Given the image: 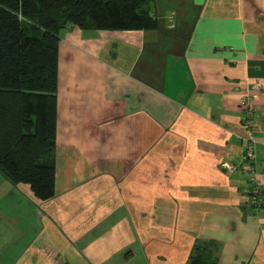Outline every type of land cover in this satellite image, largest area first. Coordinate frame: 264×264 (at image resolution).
Segmentation results:
<instances>
[{"label": "crops", "instance_id": "crops-1", "mask_svg": "<svg viewBox=\"0 0 264 264\" xmlns=\"http://www.w3.org/2000/svg\"><path fill=\"white\" fill-rule=\"evenodd\" d=\"M157 28L61 32L56 196L0 186V264H264L241 171L256 93L264 187V0H154ZM138 252H140L138 254Z\"/></svg>", "mask_w": 264, "mask_h": 264}, {"label": "trees", "instance_id": "trees-1", "mask_svg": "<svg viewBox=\"0 0 264 264\" xmlns=\"http://www.w3.org/2000/svg\"><path fill=\"white\" fill-rule=\"evenodd\" d=\"M154 0H0V174L41 201L56 196L61 32L148 31ZM188 264H218L200 246Z\"/></svg>", "mask_w": 264, "mask_h": 264}, {"label": "built area", "instance_id": "built-area-1", "mask_svg": "<svg viewBox=\"0 0 264 264\" xmlns=\"http://www.w3.org/2000/svg\"><path fill=\"white\" fill-rule=\"evenodd\" d=\"M261 90V82H254L241 101V118L244 127L249 133L248 137L240 138L243 141L242 163L238 166L229 162H224L221 164V168L226 171L238 170L247 176L250 182L249 197L251 206L254 212L257 214L264 210V187L259 180L257 172V129L255 125L254 106L256 93L260 92Z\"/></svg>", "mask_w": 264, "mask_h": 264}, {"label": "rangeland", "instance_id": "rangeland-1", "mask_svg": "<svg viewBox=\"0 0 264 264\" xmlns=\"http://www.w3.org/2000/svg\"><path fill=\"white\" fill-rule=\"evenodd\" d=\"M148 9L151 11V14L152 16L155 17V14H154V11H153V7L152 5L150 4V6H148ZM2 177H0V186H5V184L2 182ZM140 252H138L139 254ZM142 257V256H141ZM140 256L139 257H136L135 259H133L129 264H147L146 260L141 258ZM110 264H114V260H111V263Z\"/></svg>", "mask_w": 264, "mask_h": 264}]
</instances>
